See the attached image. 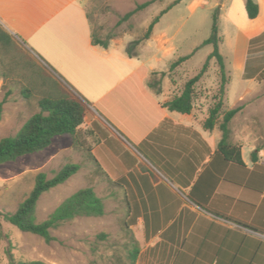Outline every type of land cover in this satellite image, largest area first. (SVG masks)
<instances>
[{"label":"rangeland","instance_id":"374dc122","mask_svg":"<svg viewBox=\"0 0 264 264\" xmlns=\"http://www.w3.org/2000/svg\"><path fill=\"white\" fill-rule=\"evenodd\" d=\"M148 1L151 0H74L67 6L63 0L58 6L57 21L51 22L55 25L41 22L37 26L24 24L20 28L0 26V106L3 108L0 139L17 135L40 111L39 101L44 97L65 92L81 99L89 108L79 139L59 136L45 151L0 164V214L17 211L34 189L37 175L44 173L52 179L67 165H78L80 169L65 184L41 197L37 221L47 220L61 204L85 188H93L104 202L106 175L103 165L119 172L120 160L111 139L112 134L115 135L114 126L93 103L92 96L107 89L108 72L117 73L115 78L128 72L129 68L117 57H127L128 45L141 39L162 12L166 11L155 26L153 39L144 41L138 49L139 56L134 58L158 71L150 80H160L164 73L161 89L165 84L169 97L179 96L186 82L208 61L214 47L204 43L211 37L213 17L222 0H161L118 25L120 18L133 11L137 4ZM86 15L97 37L112 38L111 53L116 58L111 62L99 63L91 56L88 47L92 32ZM218 23L219 52L229 69L230 75L226 69L227 75L233 81L228 99L224 98V115L244 85L233 69L236 29L226 15L219 18ZM188 55H192L191 59L171 70L174 62ZM216 71L212 70L207 79L203 78L196 86L194 103L201 112L213 107L218 97L221 79L219 69ZM259 82L263 84L248 89L247 100L236 104L241 110L234 117L233 140L255 142L264 149V76ZM222 119L220 117V121ZM93 120L108 134L109 143L90 134ZM124 148L135 154L132 148ZM121 219L113 212L103 217H79L52 231L54 240L47 243L39 236L20 231L1 217L0 264H10L12 258L47 264H133L135 237Z\"/></svg>","mask_w":264,"mask_h":264},{"label":"crops","instance_id":"0c3cea01","mask_svg":"<svg viewBox=\"0 0 264 264\" xmlns=\"http://www.w3.org/2000/svg\"><path fill=\"white\" fill-rule=\"evenodd\" d=\"M60 1L0 0V26L55 25ZM244 1L219 4V18L226 15L236 29L233 69L244 85L228 111L248 99V89L263 84L259 74L251 79L245 74L250 41L264 34V0H255L260 9L255 20L248 18ZM73 2L66 0V5ZM111 47L93 45L91 36L88 50L105 63L116 58ZM117 59L128 72L116 78L117 73L108 72L109 86L92 99L114 126L111 139L120 160L119 172L103 165L105 213L132 225L139 247L135 264H264L263 146L233 140V118L230 142L242 147L243 165L226 161L218 153L220 123L212 130L204 127L210 109L201 112L194 103L190 114L170 111L164 104L176 96L169 97L165 84L161 94L149 87L158 72L154 67L128 56ZM210 69L217 72L215 61ZM226 69L230 75L227 64Z\"/></svg>","mask_w":264,"mask_h":264},{"label":"trees","instance_id":"16d2710c","mask_svg":"<svg viewBox=\"0 0 264 264\" xmlns=\"http://www.w3.org/2000/svg\"><path fill=\"white\" fill-rule=\"evenodd\" d=\"M161 0H151L143 4H137L136 8L120 18L118 25L129 21L135 14L145 10L150 5ZM178 1L174 4H177ZM248 18L255 20L259 16V5L254 0H246L245 3ZM171 8V7H169ZM166 11L162 12L164 14ZM160 16L156 17L149 25L147 31L141 39L131 42L127 47V55L130 59L139 56L138 49L144 41L151 39L155 26L160 21ZM219 15L220 9L215 11L213 17V26L211 37L204 43L214 47L213 53L205 63L201 71L192 79L186 82L183 91L179 96L164 104V107L170 111L179 112L182 114H190L194 109L195 89L197 84L203 79L211 68L210 61L215 60V63L220 73V89L218 97L215 99V104L209 110V116L204 123L206 129L212 130L220 123V130L223 133L222 140L218 147V153L222 155L226 161L233 162L238 165H243L242 147L233 145L230 142L229 124L232 119L240 112L241 107L232 109L223 115L222 121L220 117L225 107L224 98L227 95V87L231 79L226 72L225 58L219 52V44L221 38L219 36ZM88 18V15H87ZM89 20V18H88ZM1 39V37H0ZM100 39L94 33L92 34V43L95 46H100L108 49L110 40ZM192 55L179 58L171 66V70H175L191 59ZM251 61H254L253 63ZM264 34L253 38L250 41L249 55L246 63V79L255 78L257 74L262 78L264 76ZM157 73H153L156 76ZM165 76L161 74V79H152L149 81V87L157 94H161V81ZM40 111L32 116L21 128L17 135L0 139V164L14 162L21 157L40 153L49 148L54 139L59 136L69 135L79 139L81 135V126L85 123L88 112L87 104L77 97H72L68 93H61L58 96L44 97L39 101ZM3 118V108L0 106V122ZM92 128L89 132L93 136H97L102 142L109 143L108 134L104 132L97 121H93ZM91 150H89L90 152ZM259 151L254 153V156ZM78 165L65 166L56 176L48 179L47 175L40 173L36 177L34 189L29 194L27 199L20 204L15 213L0 214V243L3 238L1 227V217L9 224L15 226L20 231L31 233L39 236L47 243L54 240L52 231L59 228L61 225L73 221L79 217H103L105 215V207L102 199L96 194L93 188H85L79 190L63 204H61L44 222L37 221L36 211L37 205L41 197L52 189L65 184L70 178L76 175L79 171ZM128 229L132 225H126ZM136 251L132 252L133 264L136 263L138 254V243L134 241ZM10 264H47L42 261H17L12 258Z\"/></svg>","mask_w":264,"mask_h":264},{"label":"built area","instance_id":"2783aa9c","mask_svg":"<svg viewBox=\"0 0 264 264\" xmlns=\"http://www.w3.org/2000/svg\"><path fill=\"white\" fill-rule=\"evenodd\" d=\"M262 161H263V164H264V155H263Z\"/></svg>","mask_w":264,"mask_h":264}]
</instances>
